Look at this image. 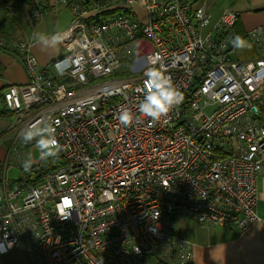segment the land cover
<instances>
[{"label":"built area","instance_id":"obj_1","mask_svg":"<svg viewBox=\"0 0 264 264\" xmlns=\"http://www.w3.org/2000/svg\"><path fill=\"white\" fill-rule=\"evenodd\" d=\"M57 1L74 15L57 32L62 54L40 66L33 34L48 4L27 0L31 34L17 48L28 81L3 92L16 121L1 172L0 255L24 248L32 264H192L180 217L239 230L258 221L264 25L246 32L255 55L239 58L232 8L214 19L205 1ZM113 10L122 12L106 14ZM150 68L183 97L158 122L139 113ZM125 110L140 119L122 125ZM45 123L55 128V156L20 138ZM49 157L38 183L5 175Z\"/></svg>","mask_w":264,"mask_h":264},{"label":"crops","instance_id":"obj_2","mask_svg":"<svg viewBox=\"0 0 264 264\" xmlns=\"http://www.w3.org/2000/svg\"><path fill=\"white\" fill-rule=\"evenodd\" d=\"M186 3L205 1L213 13L214 19H218L222 12L231 7L239 11V27L246 32L259 25H264V0H230L227 8L216 9L217 0H181ZM46 14L37 23V34H45L47 37L66 29L65 24H60L61 16H67L69 24L73 21V12L68 7L67 15L64 6L57 0H47ZM53 7V8H52ZM27 5L23 2L14 3V11L8 13L11 23H5L6 14L0 5V38L5 45L0 46V171L6 160L7 152L13 144L15 114L7 111L4 104L3 92L10 84H21L28 81V75L18 51V43L30 37L31 28L26 15ZM137 12L142 19H146L147 13L142 7H137ZM54 19L50 20L49 15ZM7 22V21H6ZM65 25V26H64ZM38 27V29H37ZM30 28V31H29ZM254 56V49L248 41ZM33 51L42 67L50 66L62 52V46L45 45L37 39ZM15 119V121H14ZM1 174V172H0ZM1 187V176H0ZM258 216L259 219L246 230L229 228L225 226H211L218 229L200 233L198 237L189 239L194 250L192 264H264V174L258 178ZM206 226V225H204ZM208 227V226H206ZM209 227V228H211ZM0 264H32L25 249L17 248L0 255Z\"/></svg>","mask_w":264,"mask_h":264},{"label":"clouds","instance_id":"obj_3","mask_svg":"<svg viewBox=\"0 0 264 264\" xmlns=\"http://www.w3.org/2000/svg\"><path fill=\"white\" fill-rule=\"evenodd\" d=\"M37 39L43 41L45 45L58 46L63 42V37L60 33H55L51 37L45 34H33V40L37 43ZM233 43L237 47L245 46V41L242 37L236 36ZM65 67H70L67 61L61 62ZM59 67V65H58ZM145 75L148 79L144 84V99L139 105L140 116L150 118L152 122H158L162 117L166 116L169 111L177 104H179L183 97L177 91L170 79L164 76L163 73L158 74L156 69L150 68ZM140 116L134 117L133 114L127 110L123 111L119 120L122 125L131 126L134 121L139 120ZM20 138L23 143L28 144L35 140L36 147L42 151L46 150L47 155L55 156L60 151L58 141L55 139V128L45 123L43 127L33 124L20 133ZM30 159L25 161V166H30Z\"/></svg>","mask_w":264,"mask_h":264},{"label":"rangeland","instance_id":"obj_4","mask_svg":"<svg viewBox=\"0 0 264 264\" xmlns=\"http://www.w3.org/2000/svg\"><path fill=\"white\" fill-rule=\"evenodd\" d=\"M229 1L230 0H217L216 4H215V8L216 9L227 8V7L230 6ZM234 1L235 0L232 1V4H233ZM60 5L64 6V8L66 9L65 12L67 13V15H69L70 11H69L68 7L66 6V4L60 3ZM231 7H233V5ZM45 14H46V10L43 13L42 18L44 17ZM5 17H6L5 19H7V20H5V23H7V24L11 23V19H10L9 15L6 14ZM45 17H48V15L46 14ZM49 19L53 20L54 19V15L53 14L49 15ZM61 24H65L66 25V26L64 25L65 27H67V26L69 27L70 26L67 16H61V22H60L59 25H61ZM37 29H38V27H37ZM29 31H30V28H29ZM14 121H15V119H14ZM34 155H35V157H34L35 160L40 159L38 150L34 151ZM0 172L3 173L2 168H1ZM5 175H6L7 178H9V179H11L13 181V180H18L21 176H23L24 172H22V169L18 165L14 164L13 166H11V167H9L7 169ZM0 176H2V174H0ZM178 229L180 230L182 235H184L185 237L193 240L194 238L198 237V235L200 233H207V231H209V230H215V229H218V228H216V227H211V228L206 227L203 224H201V223H199L197 221H194V220L184 216V217H180L178 219Z\"/></svg>","mask_w":264,"mask_h":264},{"label":"trees","instance_id":"obj_5","mask_svg":"<svg viewBox=\"0 0 264 264\" xmlns=\"http://www.w3.org/2000/svg\"><path fill=\"white\" fill-rule=\"evenodd\" d=\"M17 2H23L26 4L27 0H0V5L2 6L4 12L8 15L11 11H14V3ZM118 12H122L120 10H113V11H108L106 14L107 15H114ZM240 25L238 24V21L236 22L234 26V38L236 36H240L243 38L245 41V46L243 47H237V57L239 58H246L249 57L250 54L252 53V50H250V46L248 44L247 36H246V31L241 29L239 27ZM249 49V53L247 52ZM125 75L128 73L124 72ZM57 79V77H55ZM50 157L47 158L43 163L41 164H34L30 163V166H25V165H20L19 167L22 169V172H24V175L21 176L18 180L23 179V178H30L33 183L40 181L41 177L43 176L44 172L47 171L51 167V161Z\"/></svg>","mask_w":264,"mask_h":264},{"label":"water","instance_id":"obj_6","mask_svg":"<svg viewBox=\"0 0 264 264\" xmlns=\"http://www.w3.org/2000/svg\"><path fill=\"white\" fill-rule=\"evenodd\" d=\"M233 45H234V43H233V41H232V43H231V47H233Z\"/></svg>","mask_w":264,"mask_h":264}]
</instances>
